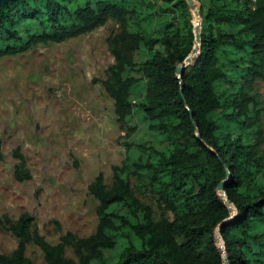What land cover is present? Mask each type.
<instances>
[{
    "label": "trees",
    "instance_id": "trees-1",
    "mask_svg": "<svg viewBox=\"0 0 264 264\" xmlns=\"http://www.w3.org/2000/svg\"><path fill=\"white\" fill-rule=\"evenodd\" d=\"M197 1L201 47L182 79L177 67L196 41L186 0L0 5V58L118 23L102 85L126 150L110 186L102 173L89 186L98 202L93 234L68 232L53 245L30 214H0V229L18 240L0 264H32L30 243L47 264H226L218 233L229 264H264V0ZM14 156L15 179L32 180L20 149ZM224 181L234 209L218 190Z\"/></svg>",
    "mask_w": 264,
    "mask_h": 264
},
{
    "label": "rangeland",
    "instance_id": "rangeland-1",
    "mask_svg": "<svg viewBox=\"0 0 264 264\" xmlns=\"http://www.w3.org/2000/svg\"><path fill=\"white\" fill-rule=\"evenodd\" d=\"M194 8L197 25V0ZM118 32V23L110 20L87 35L0 58V214L14 220L30 214L34 228L53 245L68 232L78 237L95 232L98 202L89 186L100 173L110 186L112 167L125 160V132L102 85L115 64L108 39ZM259 91L264 99L261 84ZM139 126L145 129L144 123ZM17 149L30 181L15 179ZM17 244L0 229V253L10 254ZM218 245L229 264L219 233ZM66 256L76 258L71 248ZM27 257L32 264H47L33 243Z\"/></svg>",
    "mask_w": 264,
    "mask_h": 264
},
{
    "label": "water",
    "instance_id": "water-1",
    "mask_svg": "<svg viewBox=\"0 0 264 264\" xmlns=\"http://www.w3.org/2000/svg\"><path fill=\"white\" fill-rule=\"evenodd\" d=\"M12 1H17V0H0V5L1 4H5L7 2H12ZM186 1H187V3H188V5H189L191 10L195 9L194 8V0H186ZM197 15H198L200 21L197 22V25H195V28H194V32L196 34V41H195V46H194L191 54L196 52L197 55H198L199 54L198 51L200 50V47H201V32H200L201 17H200V14H199V9L197 10ZM191 54L186 58V61L183 64L178 65V67H177L176 73H177L179 79H182L183 73L186 71L187 67L192 63ZM227 183H228V181L222 182L219 185L218 190L220 192L224 193V196L226 197V199H224V202L229 205L230 209H232V206L227 201V196H226V193H225V186H226Z\"/></svg>",
    "mask_w": 264,
    "mask_h": 264
},
{
    "label": "bare ground",
    "instance_id": "bare-ground-1",
    "mask_svg": "<svg viewBox=\"0 0 264 264\" xmlns=\"http://www.w3.org/2000/svg\"><path fill=\"white\" fill-rule=\"evenodd\" d=\"M195 53H196V52H195ZM195 53H192V55H191V60H193V59L195 58V56H196Z\"/></svg>",
    "mask_w": 264,
    "mask_h": 264
},
{
    "label": "built area",
    "instance_id": "built-area-1",
    "mask_svg": "<svg viewBox=\"0 0 264 264\" xmlns=\"http://www.w3.org/2000/svg\"><path fill=\"white\" fill-rule=\"evenodd\" d=\"M222 241V240H221ZM219 246V245H218ZM220 248V247H219Z\"/></svg>",
    "mask_w": 264,
    "mask_h": 264
}]
</instances>
